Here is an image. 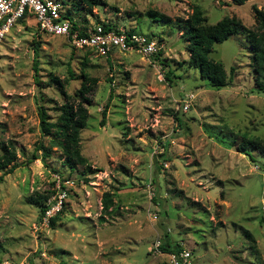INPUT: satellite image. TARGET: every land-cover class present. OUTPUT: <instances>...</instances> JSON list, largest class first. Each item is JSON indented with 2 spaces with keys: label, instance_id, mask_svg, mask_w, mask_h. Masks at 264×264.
Here are the masks:
<instances>
[{
  "label": "rangeland",
  "instance_id": "rangeland-1",
  "mask_svg": "<svg viewBox=\"0 0 264 264\" xmlns=\"http://www.w3.org/2000/svg\"><path fill=\"white\" fill-rule=\"evenodd\" d=\"M64 1L80 27L126 26L156 39L158 49L97 55L39 30L32 18L0 38V155L5 144L16 162L0 168V264H167L164 251L151 249L155 238L181 241L193 264L264 262V155L214 136L232 145L242 134L264 138V90L250 47L243 32L213 43L209 56L230 74L214 88L187 64L175 24L197 4L208 23L234 15L252 27V5L263 9L264 0H99L90 10ZM82 72L94 78L84 82L88 102L77 90ZM37 94L49 121L65 100L86 106L78 137L85 163L68 167L53 128L42 134ZM57 188L65 192L62 210L43 222L26 197L50 198ZM103 191L112 199L104 212Z\"/></svg>",
  "mask_w": 264,
  "mask_h": 264
},
{
  "label": "trees",
  "instance_id": "trees-1",
  "mask_svg": "<svg viewBox=\"0 0 264 264\" xmlns=\"http://www.w3.org/2000/svg\"><path fill=\"white\" fill-rule=\"evenodd\" d=\"M61 3H65L64 0H60ZM70 5L74 3L83 2L86 4V9L90 10L92 4H98L99 0H69ZM72 1V2H71ZM245 0H231L233 3H241ZM67 9V7H66ZM252 14L254 18V25L252 27H243L239 19L234 15H223L216 21L208 23L205 21V17L201 12L200 7L197 4H194L191 8L190 13L182 18L180 21H177V27L182 34V37L185 42V48L188 51L187 64L195 68L198 76L206 80L207 85L219 88L224 86L227 81L230 79V74L226 75L225 69L221 61L212 58L209 56V52L212 49V45L215 42H219L226 38L229 34L243 32L244 38L251 50V63L254 70V78L257 80V85L259 90H264V8H257L255 5H252ZM160 17H164L162 14ZM22 19H18L21 21ZM72 28H76L74 21L72 22ZM102 27L116 28L114 24L111 23H101ZM131 29V28H130ZM83 30H81L82 32ZM88 50V49H86ZM33 51L36 52V47L33 48ZM89 51V50H88ZM34 70L35 64L33 65ZM232 67H230V70ZM82 81L78 87L80 92L79 96L82 97L85 102H88L90 99L87 95H83L82 92L88 90L87 84H84L86 80H93V77L88 76L86 73L82 72ZM58 82L57 78H54ZM37 117L39 121V127L42 134H51V128H53V135L58 136V139L51 138V141L56 143L60 148V151L63 156V161L68 167H73L76 164H83L86 162L84 156L80 153L79 150V131L85 124L87 117L86 106L81 101H77L73 106L70 102L66 100L60 104L59 113L57 114L54 121H49L47 119V113L43 104L41 103V97L37 94L35 97ZM101 116L99 123H104L105 118V108L103 107L100 111ZM174 118L178 121V117L174 114ZM242 138L236 145H232L233 138H227L222 135V137L215 135V138L227 144V146H233L234 149L248 154L246 146H252L258 149V152L261 155H264V138L260 136H246L242 134ZM42 157L47 154V147L43 144H39ZM14 151L9 149L5 144L3 145V152L0 155V168L3 169V172L11 171L15 166L16 162L14 161ZM1 180V175H0ZM48 196L46 193H39L34 191V194H29L26 199L29 202L34 203L38 206V216L40 219L43 210L47 205ZM112 203L111 192L103 191L100 196V208L104 211H109V206ZM62 210V206L58 211L53 215L48 217V223L52 224L53 221L58 217L59 213ZM102 216L99 219L102 220ZM178 245V242L169 243L166 240H163L159 243V248L161 251L167 252L175 250ZM62 264V263H61ZM260 264H264L261 262Z\"/></svg>",
  "mask_w": 264,
  "mask_h": 264
},
{
  "label": "built area",
  "instance_id": "built-area-1",
  "mask_svg": "<svg viewBox=\"0 0 264 264\" xmlns=\"http://www.w3.org/2000/svg\"><path fill=\"white\" fill-rule=\"evenodd\" d=\"M32 18L35 26L46 33L63 36L72 46L88 49L97 55H106L112 51L136 50L148 55L158 49L156 39L149 34L130 29L126 26L104 28L101 23L86 28L75 23L74 18L67 12L59 0H0V38L18 19ZM74 21L76 28H72ZM81 30H83L81 32ZM192 93H188L183 100L182 108L187 106ZM65 192L57 188L55 193L47 199V205L40 216L41 221L47 222L48 217L60 209ZM175 250L164 252L167 264H193L192 255L188 247L181 241ZM160 239L155 238L151 249L158 251Z\"/></svg>",
  "mask_w": 264,
  "mask_h": 264
}]
</instances>
